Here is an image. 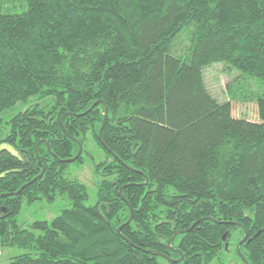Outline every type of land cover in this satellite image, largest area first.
I'll return each instance as SVG.
<instances>
[{
	"label": "trees",
	"instance_id": "1",
	"mask_svg": "<svg viewBox=\"0 0 264 264\" xmlns=\"http://www.w3.org/2000/svg\"><path fill=\"white\" fill-rule=\"evenodd\" d=\"M215 64L226 102L206 84ZM33 97L51 103L2 119ZM233 102H256L260 123ZM80 144L92 206L62 162ZM57 195L71 207L19 226L25 202ZM242 227L241 253L264 264V0H0V243L28 251L8 264H225Z\"/></svg>",
	"mask_w": 264,
	"mask_h": 264
},
{
	"label": "rangeland",
	"instance_id": "2",
	"mask_svg": "<svg viewBox=\"0 0 264 264\" xmlns=\"http://www.w3.org/2000/svg\"><path fill=\"white\" fill-rule=\"evenodd\" d=\"M9 5L10 6H5V8H8L5 11L11 13H24L27 11V5L24 7L20 2L9 3ZM205 78L209 91L219 102H226L229 100L226 94V88L227 84L230 82L231 76L224 71V66L222 64H215L212 67L207 68L205 70ZM50 103V99L33 97L28 102H19L14 107L8 109L1 117L5 121H9L18 113L23 112L32 106L40 105L42 108H48ZM232 115L234 118L244 119L254 123H260L261 121L256 102H233ZM91 138L92 137H90V150L94 155L95 163L96 161L99 163L105 157V153ZM5 147L7 148L8 146L5 145ZM66 176L70 179L78 180L87 187L89 198L85 201L86 206L96 204L97 189L101 179L95 173L94 162L92 160L88 159L83 165L69 164V167L66 170ZM70 207L71 201L66 195H57L55 201L43 199L30 205L25 202L17 217V221L19 226L23 229H30L31 225L36 222H48L50 224L64 209ZM240 241L236 242L235 239H233L231 242L232 245H229L230 251L225 264H243L241 261L243 259L241 258L240 260L235 253V244L237 248ZM27 252L28 251L19 248L3 247L0 243V264H8L13 257ZM212 264L219 263L214 262Z\"/></svg>",
	"mask_w": 264,
	"mask_h": 264
},
{
	"label": "water",
	"instance_id": "3",
	"mask_svg": "<svg viewBox=\"0 0 264 264\" xmlns=\"http://www.w3.org/2000/svg\"><path fill=\"white\" fill-rule=\"evenodd\" d=\"M99 104H101V105H103V106L105 107V111H106L105 115H106L108 109H107V106L105 105V103H104L103 101H98V102H96V103L93 105V107H95V106H97V105H99ZM93 107H92V108H93ZM92 108H91V109H92ZM63 121H64V118H63ZM105 125H106V117H105V119L103 120V124H102V127H101L100 132H99V139H100L101 142H102V132H103V129H104ZM82 151H83V148H82V145L80 144V145H79V152H78V154H77L74 158H71V159H68V160H66V161H62V162H66V163H68V164L73 163L74 161H76V160L79 159V157H80L81 154H82ZM44 172H45V167H43L42 174H41L40 176H38L37 178H35V181L38 180V179H40V178L42 177V175H43ZM147 184H148V181H146L144 185H147ZM28 185H29V184L25 185L24 187H27ZM24 187H23L22 189H20L19 192H17V193H14V194H3L2 197L16 196V195H18V193H20V192L24 189ZM125 187H126V186H123V187L120 188V192H119V195H120V196H122V191H123V189H124ZM132 215H133V213L131 212V218H130L129 221H131V219H132ZM197 223H198V222H197ZM197 223H195V224H194L190 229H188L187 231H190V230H191V229H192ZM236 225H238V224H236ZM242 228H243V227H242ZM243 230H244V232H245V235H244L243 239L239 242V244H238V246H237V251H238L239 255L241 256V258L244 260V262H245L246 264H249V263L247 262V260L245 259V257L243 256V254L241 253V251H240L241 245H242L243 243H245V242L247 241L248 237H249V234H248L247 230H246L245 228H243ZM187 231H184V232H187ZM118 232L120 233V229L118 230ZM179 233H183V232L181 231V232H179ZM168 246H169L170 249L172 250V248H171V240L168 242ZM180 260H182V258H181Z\"/></svg>",
	"mask_w": 264,
	"mask_h": 264
}]
</instances>
